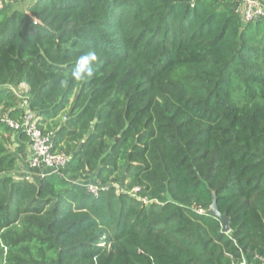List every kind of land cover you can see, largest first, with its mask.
I'll return each instance as SVG.
<instances>
[{"label": "trees", "instance_id": "16d2710c", "mask_svg": "<svg viewBox=\"0 0 264 264\" xmlns=\"http://www.w3.org/2000/svg\"><path fill=\"white\" fill-rule=\"evenodd\" d=\"M237 7L0 1V264H264V19ZM25 108L68 159L32 180Z\"/></svg>", "mask_w": 264, "mask_h": 264}, {"label": "built area", "instance_id": "2783aa9c", "mask_svg": "<svg viewBox=\"0 0 264 264\" xmlns=\"http://www.w3.org/2000/svg\"><path fill=\"white\" fill-rule=\"evenodd\" d=\"M3 1V0H0ZM237 10L244 23L254 21L258 18L264 19V5L258 0H237ZM21 90L26 87L21 85ZM14 94H18L16 89H11ZM21 102L24 100L20 98ZM23 105L25 103L23 102ZM37 116L25 108L20 120H6L9 127L19 130L27 136L28 158L27 166L29 170L37 171V178H42L49 173H56L67 164V157L64 154H55L52 149V140L49 135H43L37 125ZM24 179H34L31 174L23 175ZM89 192L97 195V186L93 190L89 187ZM133 192H136L135 190Z\"/></svg>", "mask_w": 264, "mask_h": 264}, {"label": "water", "instance_id": "95a60500", "mask_svg": "<svg viewBox=\"0 0 264 264\" xmlns=\"http://www.w3.org/2000/svg\"><path fill=\"white\" fill-rule=\"evenodd\" d=\"M207 213L209 215H212V216L216 217L221 222L224 231H227L228 230V225H227L228 218L226 217L225 214H220L218 212V209H217V206H216V202H215V198L214 197L212 199L211 206L208 209Z\"/></svg>", "mask_w": 264, "mask_h": 264}, {"label": "crops", "instance_id": "0c3cea01", "mask_svg": "<svg viewBox=\"0 0 264 264\" xmlns=\"http://www.w3.org/2000/svg\"><path fill=\"white\" fill-rule=\"evenodd\" d=\"M20 1V0H19ZM26 2H28V0H25ZM258 1H260L263 5H264V0H258ZM17 146V145H16ZM16 146H13V147H16ZM27 150H28V153H29V149H28V145H27ZM28 158V157H27ZM27 163V162H26ZM32 173V174H31ZM30 173V170H29V168H28V166L26 167V164L24 165V166H22V167H19V173H17L16 171H15V174H18V175H20V176H23V175H27V174H31L32 175V177L34 178V179H36L37 178V172L36 173H34V172H31Z\"/></svg>", "mask_w": 264, "mask_h": 264}, {"label": "rangeland", "instance_id": "374dc122", "mask_svg": "<svg viewBox=\"0 0 264 264\" xmlns=\"http://www.w3.org/2000/svg\"><path fill=\"white\" fill-rule=\"evenodd\" d=\"M23 1H24V0H23ZM22 91H23V90H22ZM10 149H11V150H12V149L14 150L15 147L12 146ZM11 150H10V151H11ZM13 150H12V152H13ZM26 162H27V159H22L21 157H18V165H17V169H16V172H17V173H19V167H22V166H24L25 164H26V167H27V163H26ZM15 175H16V174H15ZM17 175H18V174H17ZM20 175H21V174H20ZM86 184L89 185V187H90L91 190H93V188L95 187V186H93V185H94L93 183L86 182Z\"/></svg>", "mask_w": 264, "mask_h": 264}]
</instances>
